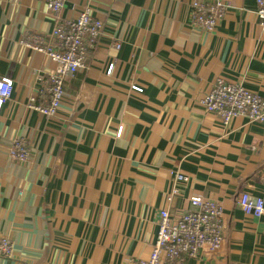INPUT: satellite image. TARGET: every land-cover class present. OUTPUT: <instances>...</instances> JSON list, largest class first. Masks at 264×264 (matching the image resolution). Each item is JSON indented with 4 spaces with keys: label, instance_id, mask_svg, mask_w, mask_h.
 <instances>
[{
    "label": "crops",
    "instance_id": "crops-1",
    "mask_svg": "<svg viewBox=\"0 0 264 264\" xmlns=\"http://www.w3.org/2000/svg\"><path fill=\"white\" fill-rule=\"evenodd\" d=\"M195 1L90 0L102 35L45 118L28 98L57 65L23 42L36 35L49 45L55 19L46 0H0V80L13 83L0 111V233L13 254L0 264L147 259L158 211H188L191 199L221 204L224 242L186 264H264V214L237 205L242 193L264 203V120L223 126L199 106L218 77L264 99L256 0H219L226 8L213 32L192 27ZM86 4L65 0L61 18ZM17 138L26 163L8 157ZM177 171L187 180L168 204Z\"/></svg>",
    "mask_w": 264,
    "mask_h": 264
},
{
    "label": "built area",
    "instance_id": "built-area-1",
    "mask_svg": "<svg viewBox=\"0 0 264 264\" xmlns=\"http://www.w3.org/2000/svg\"><path fill=\"white\" fill-rule=\"evenodd\" d=\"M89 1L76 18L67 20L60 16L65 0H46V10L55 19L50 44L46 45L36 35L24 42L27 49L45 55L57 65L53 73L40 79V88L28 98V108L45 118L57 115L64 95L65 80L84 68L86 56L102 35L103 25L91 17ZM256 4L258 27L264 33V0H256ZM225 8V4L219 0L210 3L195 1L191 4L190 23L193 28L213 32ZM110 71L111 67L107 73ZM12 90L10 79L0 80V111L10 99ZM200 104L207 113L215 115L224 123L236 117H248L255 122L264 120L263 99L241 85L228 83L221 78L215 80L211 91L200 99ZM8 157L18 163L29 160L30 151L23 139L13 141ZM171 176L172 186L166 194L168 204L180 196V185L187 180L178 171ZM189 204L191 209L188 211L170 213L167 208L158 211V230L149 256L144 260H135L132 264H186L187 260L197 258L204 247L211 252L221 248L224 242L221 204L208 199H191ZM237 205L245 215L260 218L264 214L263 201H252L247 193L239 196ZM12 254V242L7 235L0 233V258L10 259Z\"/></svg>",
    "mask_w": 264,
    "mask_h": 264
},
{
    "label": "rangeland",
    "instance_id": "rangeland-1",
    "mask_svg": "<svg viewBox=\"0 0 264 264\" xmlns=\"http://www.w3.org/2000/svg\"><path fill=\"white\" fill-rule=\"evenodd\" d=\"M196 29V28H195ZM199 30V29H198ZM27 41V40H26ZM25 42V41H24ZM24 42H23V44H24ZM87 57H88V55L86 56V59H87ZM218 78H221V79H223L222 77H218ZM217 78V79H218ZM224 81H226V82H228V83H233V84H239V85H241L243 88H245L242 84H240V83H236V82H230V81H227V80H225V79H223ZM212 87H213V85H212ZM212 87H211V89H212ZM211 89L207 92V93H209L210 91H211ZM246 89V88H245ZM246 90H248V89H246ZM250 93H252L253 95H255V96H258V97H260L259 95H257L256 93H254V92H252V91H250V90H248ZM207 93H205V94H207ZM204 94V95H205ZM203 95V96H204ZM202 96V97H203ZM261 98V97H260ZM262 99V98H261ZM264 100V99H263ZM199 106L202 108V106H201V104H200V102H199ZM202 110L205 112V113H207L203 108H202ZM216 117V116H215ZM242 118H244V117H242ZM217 119L220 121V119L217 117ZM245 119H247L248 121H250V122H255L254 120H252V119H250V118H248V117H246ZM220 123L223 125V126H227L229 123H230V121L228 122V123H224V121H220Z\"/></svg>",
    "mask_w": 264,
    "mask_h": 264
}]
</instances>
